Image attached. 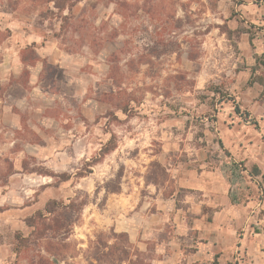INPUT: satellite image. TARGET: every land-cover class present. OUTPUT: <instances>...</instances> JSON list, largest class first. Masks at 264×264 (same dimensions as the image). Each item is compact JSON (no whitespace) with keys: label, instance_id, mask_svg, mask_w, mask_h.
<instances>
[{"label":"rangeland","instance_id":"obj_1","mask_svg":"<svg viewBox=\"0 0 264 264\" xmlns=\"http://www.w3.org/2000/svg\"><path fill=\"white\" fill-rule=\"evenodd\" d=\"M255 55L264 0H0V264L51 200L86 203L52 242L59 264H98L102 234L107 247L130 243L132 263L162 261L170 242L190 256L200 228L221 264H264ZM112 134L116 150L88 168Z\"/></svg>","mask_w":264,"mask_h":264},{"label":"trees","instance_id":"obj_2","mask_svg":"<svg viewBox=\"0 0 264 264\" xmlns=\"http://www.w3.org/2000/svg\"><path fill=\"white\" fill-rule=\"evenodd\" d=\"M81 0H71V2L78 3ZM74 6V5H73ZM72 6V7H73ZM61 10H65L63 7H58ZM71 14L72 10L68 9ZM73 17H63L64 22L70 23V19ZM77 21L79 20L76 19ZM246 34L248 32H242ZM230 34V31L228 32ZM256 66L252 69L253 76L249 81V86H253L254 84H258L262 87L264 93V55L258 56L255 55ZM216 92V91H214ZM237 112L239 113V108L236 107ZM124 113L127 112L126 109H123ZM117 148V138L114 134H112L111 139L107 142V144L101 149L99 154L93 161L87 164L88 168L96 166L100 164L106 156L114 152ZM88 173H91V170L88 169ZM26 172L29 174L37 173V171H29L26 167ZM257 174H259V170L256 169ZM48 175L46 173H40L39 175H47L53 178H58L57 175ZM82 177H86V174L82 175ZM62 182H68L71 180L70 175H61ZM86 206L85 202H79L78 200H72L69 204H66L62 201L51 200L47 203V205L42 210L36 211L32 216L28 217L25 220L26 227L31 230L29 235L26 237L22 232L17 231L14 235V242L12 244V252L16 255V261L13 264H19V259L22 255H28L34 246H37L40 252L39 261L37 264H59L61 260L59 258L58 253L52 245L53 240H56L60 236L69 238L72 235L75 226L79 221V216L81 215L84 207ZM77 215V218L75 216ZM112 236L114 238H122L124 239L125 234L117 235L114 233V229L112 230ZM103 234L98 237V240L93 243L96 245V253L94 255V259L98 264H138L132 263L131 260V252L130 248L132 245L130 243H126V246H121L120 244H115L112 247H107L106 243H102ZM44 242H46V247L44 246ZM48 243V247H47ZM99 246L108 250V253L100 254L101 249ZM46 252L49 257L42 256V252ZM185 251V250H184ZM184 255H187L184 252ZM220 255H216L212 261L204 262V263H193V264H221L219 261ZM33 260L31 261L32 264ZM34 264V263H33ZM183 264V263H182Z\"/></svg>","mask_w":264,"mask_h":264},{"label":"crops","instance_id":"obj_3","mask_svg":"<svg viewBox=\"0 0 264 264\" xmlns=\"http://www.w3.org/2000/svg\"><path fill=\"white\" fill-rule=\"evenodd\" d=\"M1 67L6 68L7 63L4 65H1ZM8 76L10 77V74ZM34 80L32 79V82H34ZM4 81H7V75L0 76V86L3 84ZM1 106H2V102L0 104V109L3 108V106L2 107ZM6 111H9V109H7ZM0 121H1V119H0ZM193 230H197V229H193ZM199 230H200L201 242L196 247L195 253L191 254L190 256L185 257L182 254L181 247L177 243L170 242L167 245H165L166 246L165 248H167L168 246H172V248L170 249V251H172V254H167V255L163 256L164 259L162 261H159L156 263L157 264H180L182 262H185L186 264H193L196 262L204 263V262L212 261L214 259V257L216 255H218L215 250L217 248H219L220 245H216L214 242L211 241V239L207 236V233H206L207 229L206 228L204 230L202 228H200ZM187 233H188V229H187L186 233H182L181 236L182 237L187 236ZM160 247H161V249L159 251L160 253L166 251V249H162V246H160Z\"/></svg>","mask_w":264,"mask_h":264}]
</instances>
